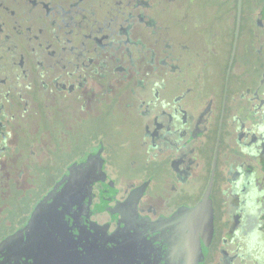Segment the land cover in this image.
Segmentation results:
<instances>
[{"label":"flooded vegetation","instance_id":"flooded-vegetation-1","mask_svg":"<svg viewBox=\"0 0 264 264\" xmlns=\"http://www.w3.org/2000/svg\"><path fill=\"white\" fill-rule=\"evenodd\" d=\"M108 112L159 190L107 172ZM46 141L62 164L28 191ZM10 184L32 199L13 227L0 212V245L67 203L107 248L144 241L179 262L199 242L201 264H264V0H0V194Z\"/></svg>","mask_w":264,"mask_h":264},{"label":"water","instance_id":"water-1","mask_svg":"<svg viewBox=\"0 0 264 264\" xmlns=\"http://www.w3.org/2000/svg\"><path fill=\"white\" fill-rule=\"evenodd\" d=\"M57 207L59 205L50 207L43 215L33 214L23 230L2 243L0 264H201L203 253L199 242L187 248L183 261L179 262L172 250L164 252L162 257L154 256V250L145 246L144 241H124L127 243L124 249L107 248L92 236L90 230L93 232L94 228L88 220L86 227L78 229L77 224L83 221L71 217L77 211L72 205L65 203L60 211ZM199 207L204 222L209 207V188ZM40 217L41 222L38 221ZM202 229L203 224L200 234Z\"/></svg>","mask_w":264,"mask_h":264},{"label":"rangeland","instance_id":"rangeland-1","mask_svg":"<svg viewBox=\"0 0 264 264\" xmlns=\"http://www.w3.org/2000/svg\"><path fill=\"white\" fill-rule=\"evenodd\" d=\"M245 41H247V34L244 36ZM241 54V62L240 67H243L246 72L249 71L252 62H255L254 57L251 55L249 50L245 49L244 53ZM245 61V64H244ZM244 64V65H243ZM237 78V77H236ZM248 82H252V78L248 80ZM120 117V116H119ZM117 118L111 113H107V134L105 136L106 142H107V159L108 165H107V172L111 177L114 178L116 183H121V181L125 179L137 180L142 181L145 180L148 177H152V190L157 191L161 188L162 185V176L160 172L157 171V165L152 164L149 167L143 166L141 164H138L134 169H132L127 162L129 155L133 152V143L134 138L132 137V134L129 133L126 129H128V126L126 125L123 128V131H120L116 126L121 125L119 121L120 118ZM43 126V124H41ZM52 128H55L57 125L52 124L50 125ZM54 143H57L56 137L53 136ZM127 142V146L123 147L122 143ZM47 147L52 148V154L50 156V160L47 164V177L45 178L44 175L41 173H37L36 175L30 179H28L25 184H23V187L27 189L28 191L31 190V187L34 185H39L44 182L48 181L50 175L52 173H55L57 170L58 163L62 164L61 157L58 159V152L60 151L58 147L53 144L51 147L52 141H46ZM72 153V152H71ZM74 153L78 154V149H75ZM70 152L66 154V156H69ZM201 161L202 163H206V157H207V151L204 149L201 154ZM137 157V156H136ZM138 158V157H137ZM60 170V169H59ZM46 179V180H45ZM199 182L192 183L189 190L190 192H194L198 187ZM25 185V186H24ZM9 192H6L5 194H0V212L4 214L9 220L11 221V227L14 226V224H17L23 215V213L28 208L29 202L32 199L31 194H24L23 196L16 195H7L11 191L14 190V187H12V184L8 186ZM193 196L187 193L186 198H183V196L180 199H190ZM176 201L179 200V197L175 198ZM218 196L215 195V202L216 206L218 207ZM4 227V224L0 225V228Z\"/></svg>","mask_w":264,"mask_h":264},{"label":"trees","instance_id":"trees-1","mask_svg":"<svg viewBox=\"0 0 264 264\" xmlns=\"http://www.w3.org/2000/svg\"><path fill=\"white\" fill-rule=\"evenodd\" d=\"M191 212H193V211H191ZM194 213V212H193ZM197 216V215H196Z\"/></svg>","mask_w":264,"mask_h":264}]
</instances>
